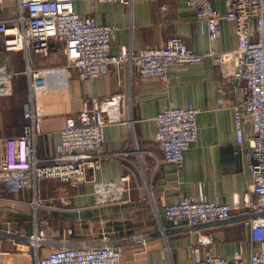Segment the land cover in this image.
I'll return each instance as SVG.
<instances>
[{"label":"crops","instance_id":"crops-1","mask_svg":"<svg viewBox=\"0 0 264 264\" xmlns=\"http://www.w3.org/2000/svg\"><path fill=\"white\" fill-rule=\"evenodd\" d=\"M6 1L8 7L3 6L0 17L15 16V1ZM74 6L82 15L117 27L111 47L113 53L121 45L130 46L135 52L159 46L172 36H179L188 48L200 54L211 47L223 51L237 45L234 24L224 18L219 38L210 41L200 30L194 10L184 0H133L131 7L117 2L74 0ZM215 7L221 14L225 13L223 0H216ZM29 56L31 67L45 71L37 157L44 160L53 155L67 117L81 111L85 100L124 93L125 121L105 126V154L97 177L117 180L123 173H129L132 182L123 203L105 205L95 203L90 184L82 191L57 178H45L37 182L35 191L24 188L12 192L0 183V231L26 236L44 230L58 243L63 240L101 243L102 235L106 234L110 243L121 247V264L153 261L195 264L196 236L171 232V221L164 214L162 199L169 203L181 195L197 199L218 196L232 203L234 195L242 197L250 189L252 179L247 169L250 158L234 152L233 114L226 104L217 103L221 95L229 102L236 99L230 88L233 79L224 77L233 68V57L225 58L221 65H214L208 56L197 64L171 65L168 80L161 82L139 77L135 69L130 73L118 64L96 79H81L74 68L64 65L63 43L58 41L53 42L47 55L30 51ZM0 63L17 71L13 93L0 97L1 139L22 132L29 91L24 73L27 60L22 50H5L0 41ZM189 104L199 109L198 137L185 151L178 167L163 160L154 138V117L164 108ZM119 151L124 154L117 155ZM86 173L91 176V169ZM61 197L68 203L62 204ZM232 212L236 213L237 209ZM144 232L153 233L145 244L130 240L132 234ZM211 234L212 242L201 248V256L205 253L229 256L239 243L244 244L245 254L249 255L247 225L219 224ZM49 249L43 247L38 253L45 255ZM35 262L34 251H18L10 240L0 237V264Z\"/></svg>","mask_w":264,"mask_h":264},{"label":"built area","instance_id":"built-area-1","mask_svg":"<svg viewBox=\"0 0 264 264\" xmlns=\"http://www.w3.org/2000/svg\"><path fill=\"white\" fill-rule=\"evenodd\" d=\"M0 0V10L3 9ZM17 14L0 17V41L5 50H22L27 65L29 105L23 111L25 123L19 135L0 139V183L6 189L17 192L24 188L36 189L37 182L45 178H57L71 188L83 191L88 184L97 205L120 204L131 188L129 173L119 179L97 177L105 154L104 128L108 124L125 121L124 93L103 97L92 96L83 102L76 115L67 117L55 145V152L41 160L36 154V140L41 133L43 104L41 89L45 84V71L31 67L29 52L47 55L53 42L63 43L65 66L75 69L81 79H96L118 64L131 73L135 69L139 77L168 80L171 65L197 64L204 56L214 65H221L225 58L233 57V68L224 77L233 79L231 92L236 99L227 101L224 95L218 105L230 109L234 118L236 154L249 156L247 169L251 176L250 189L242 196L234 195L232 203L218 196L197 199L181 195L172 202L162 199L164 214L171 221V232L195 235V264H264V0H223L224 14L215 7L216 0H184L194 10L200 30L210 41L220 36L221 19L234 24L237 45L233 49L219 51L211 47L200 54L187 47L179 36H172L159 46L144 47L135 52L130 46L121 45L117 53L111 51L117 27L99 23L92 16L78 13L74 0H14ZM117 2L131 7L133 0H88ZM17 71L6 63H0V97L13 93V80ZM199 109L192 104L170 106L159 111L155 141L163 160L181 166L184 153L198 137L196 116ZM117 155L124 154L116 152ZM91 169V176L86 171ZM67 204L65 197L60 198ZM38 205V202L35 203ZM237 209L233 213L232 210ZM241 222L249 228V255L244 244L236 245L231 255L220 256L205 253L202 247L212 242L211 231L219 224ZM70 231V230H69ZM153 233H135L130 240L145 244ZM0 237L10 240L15 249L24 253L34 251L35 264H121V247L109 242L106 234L101 243L79 241L55 242L44 230L29 235H17L9 230L0 231ZM49 247V252L38 251ZM151 264H159L153 261Z\"/></svg>","mask_w":264,"mask_h":264},{"label":"rangeland","instance_id":"rangeland-1","mask_svg":"<svg viewBox=\"0 0 264 264\" xmlns=\"http://www.w3.org/2000/svg\"><path fill=\"white\" fill-rule=\"evenodd\" d=\"M4 3H3V6L4 7H8V2L5 0V1H3Z\"/></svg>","mask_w":264,"mask_h":264}]
</instances>
